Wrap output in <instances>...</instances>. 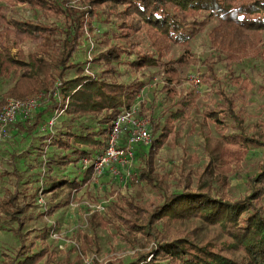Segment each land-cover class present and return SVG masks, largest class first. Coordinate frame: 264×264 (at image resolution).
<instances>
[{
  "label": "trees",
  "instance_id": "obj_1",
  "mask_svg": "<svg viewBox=\"0 0 264 264\" xmlns=\"http://www.w3.org/2000/svg\"><path fill=\"white\" fill-rule=\"evenodd\" d=\"M17 2L56 20L47 23L46 19L19 20L10 16L8 11ZM102 17L112 18L108 21L112 34L104 33L103 39L98 40L101 50L83 66L74 64L72 60L83 37L93 31L92 21ZM213 21L215 25L208 35L213 51L225 58L240 50L247 51L264 32V0H0V78L15 77L0 103L7 98L41 99L32 117L19 123L28 135L40 131L41 123L55 110L61 111L58 118L61 121L64 118L67 122L82 118L91 121L80 123L77 130L66 121L56 122L54 131L39 139L40 151L43 146L48 150L50 147L52 153L54 149L59 151L44 161L47 175L41 190L36 189L31 197L13 192L0 201V212L8 217L6 225H15L7 228L20 243L11 255H4L2 264H36L42 258L35 241L28 239L30 233H23L27 212L38 193L53 195L63 186L78 190L91 179V167L82 168L84 161L90 163L104 152L116 116L134 106L142 87L140 82L126 85L119 81V67L124 65L135 73L161 67L165 81L171 83L164 84L161 90L172 91L178 83L177 70L198 62L192 51L193 39ZM141 33L148 38L151 52L138 49L136 36ZM24 44L30 45L29 53L20 50ZM172 45L179 48L178 56L160 62L164 49ZM202 63L205 71L201 77L213 80L214 65L207 59ZM86 64L96 66L95 73L84 74ZM70 70H75V76L67 79L65 75ZM55 91L59 94L58 101L53 98ZM234 98L225 95L222 103L206 115L220 127L231 125L239 131L225 136L222 142L236 146L241 156L250 146L263 150L258 169L246 178L244 194L237 199H225L207 185L191 189L183 184L171 193L162 194L160 202L152 204L149 210L129 202L134 213L130 217L135 219L123 222L143 235L151 246L127 264H264V138L245 135ZM178 103L182 108L188 106L186 100ZM137 111L140 115V110ZM181 117L179 109L168 114L164 125L152 123L150 134L158 136L146 151L140 148L142 152H137L143 163L137 174L139 182L159 186L151 169L154 142L161 145ZM70 164L80 165L81 182L67 174L50 175L52 166L61 169ZM13 172L4 174L18 176ZM58 207L49 208L45 214L51 215Z\"/></svg>",
  "mask_w": 264,
  "mask_h": 264
},
{
  "label": "rangeland",
  "instance_id": "obj_2",
  "mask_svg": "<svg viewBox=\"0 0 264 264\" xmlns=\"http://www.w3.org/2000/svg\"><path fill=\"white\" fill-rule=\"evenodd\" d=\"M71 4L83 8L75 1ZM8 13L19 20L39 18L46 19L47 23L56 20L54 16H43L41 11H33L20 2L12 6ZM41 16L44 19H40ZM110 18L92 21L93 31L83 37L81 48L73 57L74 64L84 65L101 50L98 40L103 39L104 33L110 36L113 31L111 22H108ZM214 25L215 22H211L193 39L192 51L198 62L177 70L178 83L172 91L161 90L164 84H171L165 81L166 75L161 67L146 68L139 73L124 65L119 67V81L126 85L133 81L142 84L133 105L140 110L139 116L148 121L150 130L154 123L164 125L170 112L182 109V117L172 125V130L162 139L163 143L154 142L151 169L159 186L151 187L137 180L143 165L137 152H142L140 148L146 151L149 146H145L137 148L129 169L119 171L117 177L105 174L93 178L91 175L88 183L82 184L78 190L63 186L53 195L38 193L27 212L29 216L23 229V233H30L28 239L35 241L36 249L43 253L36 264H127L138 253L147 252L150 242L123 222V219H135L130 217L134 213L129 208V202L149 210L152 204L160 202L162 194L171 193L183 184H188L191 189L207 185L225 199H237L244 194L246 178L258 169L263 150L250 146L241 156L236 146L222 142L225 136L236 135L239 131L231 125L220 127L211 122L206 114L219 106L225 95L234 96L235 110L241 118L245 135L254 139L264 138V32L247 51L240 50L225 58L209 46L208 35ZM136 41L141 51H152L145 34L136 36ZM20 50L26 54L31 47L24 44ZM179 53L178 47L169 46L164 49L160 62L173 60ZM206 59L214 65L213 80L201 77L205 71L202 62ZM96 70L93 64H86L83 73L88 75ZM74 71L67 72L65 78L74 77ZM14 81L13 75L0 78V101ZM35 98L41 100L30 97L23 101ZM10 100L14 99L7 98L0 103V108ZM179 100L188 101L187 108H182ZM28 119L17 117L10 125L0 124V201L13 192L31 197L36 189L41 190L47 175L44 161L59 152L54 149L52 153L47 146L39 150V139L48 131L37 130L28 135L19 125ZM84 119L67 122L64 118L56 122L66 121L73 130H77L80 123H91ZM157 136L158 133L151 135L152 142ZM73 165L61 169L52 166L50 175L67 174L81 182L80 165ZM13 171L18 176L4 174H13ZM129 172L132 178L126 177ZM56 205L59 207L51 215L45 214ZM96 206H101V209L96 210ZM6 219L8 217L0 212V264L4 255H11L20 245L7 228H15V225L7 226Z\"/></svg>",
  "mask_w": 264,
  "mask_h": 264
},
{
  "label": "built area",
  "instance_id": "obj_3",
  "mask_svg": "<svg viewBox=\"0 0 264 264\" xmlns=\"http://www.w3.org/2000/svg\"><path fill=\"white\" fill-rule=\"evenodd\" d=\"M58 85L59 83L56 84ZM53 98L59 100L58 91L54 92ZM39 104L38 98L30 101L10 100L6 102L0 108V124L10 125L16 121L17 117L30 118L37 111ZM60 115L61 111L55 110L40 127V131L52 133ZM151 141L149 123L139 116L137 108L132 106L123 109L113 122L104 152L90 163L84 161L82 168L86 170L91 167L93 178L105 174L117 177L120 174L119 171L129 169L136 149L149 146ZM128 176L132 178L130 172L126 174V177ZM95 208L98 210L101 206Z\"/></svg>",
  "mask_w": 264,
  "mask_h": 264
}]
</instances>
